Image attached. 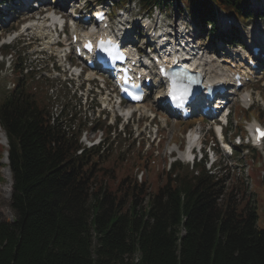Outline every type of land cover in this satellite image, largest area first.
I'll list each match as a JSON object with an SVG mask.
<instances>
[{
	"label": "trees",
	"instance_id": "16d2710c",
	"mask_svg": "<svg viewBox=\"0 0 264 264\" xmlns=\"http://www.w3.org/2000/svg\"><path fill=\"white\" fill-rule=\"evenodd\" d=\"M181 1L200 23H212V4L239 17L248 12L247 0ZM139 2L148 8L162 0ZM61 115L19 82L0 98L13 213L0 221V264H264L254 205L241 207L230 192L221 206L222 181L203 165L196 175L172 165L147 197L136 179L120 180L118 194L104 181L108 174L99 177L100 148L83 147L82 129L70 132Z\"/></svg>",
	"mask_w": 264,
	"mask_h": 264
},
{
	"label": "rangeland",
	"instance_id": "374dc122",
	"mask_svg": "<svg viewBox=\"0 0 264 264\" xmlns=\"http://www.w3.org/2000/svg\"><path fill=\"white\" fill-rule=\"evenodd\" d=\"M54 3L55 0L50 1L48 4L50 6H47L46 9L49 11L53 10ZM249 4V11L251 14H256L254 11H260L261 5H263L262 8H264V0H249ZM120 9L126 10L127 17H133L130 21L135 25L139 24L136 33L143 35V27L141 23L137 22V20L138 17L144 18L143 16L146 15V12H139L138 0H126L125 4H123ZM218 14L223 16V13ZM150 16L155 18V20L153 19L152 21L153 23L160 22L161 24L166 26L169 25L176 30H178L179 27H182L183 29L186 28L187 30L190 29L189 31H192L193 26H195L199 30L196 29L194 31L195 34L193 37L190 36V39L193 41V44H198L205 48H211L212 45L213 47L216 46L217 42H219L218 39H220V35H222V37L226 36L227 38H229V35L235 36L232 33L234 31L233 29L228 31L223 30L220 31V33L217 31L216 35H210L208 34V25H194L185 11L184 4L180 2V0H162L160 8L158 7L157 9H154ZM234 19L235 31L241 36V39L249 40V38H251L250 32L254 29H259V31L262 30L264 33L263 18L259 19L255 17L248 24H243L238 18ZM114 23L117 24V21L114 20ZM16 24L17 22L14 25ZM14 25L12 28H15ZM197 25L201 27H198ZM37 34L38 36L39 34L41 35V33H33L28 34V36L25 37V39L27 38L28 40H24L23 42L16 40L8 49H3L4 47L1 45L0 40V46H2L0 47V55L4 57L3 62L0 63V87L5 90L12 88V84L16 78L19 77L18 73L12 72L15 63L19 65L22 64V66H24L25 63L30 65L31 68L34 69L31 74L36 75V78L34 79L33 76L28 79L25 78V81L27 82L26 88L29 93L35 96L37 101L47 104L53 113H59V110L62 109L63 115H61V122L66 125V129H70V132L82 128L83 131L80 134L79 142H81L83 146L88 147V145H95V143L105 139L103 150L93 161L99 165L98 169L103 170L98 173L99 177L105 174H108V176H114V181L109 179L108 176L104 177V181L106 182L108 180L111 187L114 188V190L117 189L118 194L124 191V188L121 189L118 187V182L126 179L129 183L133 181L134 178H137L138 184L146 186V197L155 193L156 187L162 186L167 180L166 177L170 162H174V160H177V158L180 157V154L177 153L176 150L179 149L182 151L184 149L186 145L185 135L189 130L190 132L196 131L197 134L200 135L204 145L205 143L207 145L211 144L210 141L214 138V132L211 128L213 126L210 125V122L193 120L190 124H181L167 119L165 126L163 119L166 116L164 117L163 111L154 106L153 103L156 95L155 91H151L152 99L148 100L144 105L147 108H150L153 114L155 113L156 118L154 123H156V125L149 128L148 118L143 122L145 117L150 116V112H146L144 116L134 115L131 119L132 124L129 123V126L124 128V123L117 116L119 113L117 105H113L115 112L111 108L114 115H112V112L107 113V111H103L100 107L95 108V106H99L98 100L102 103V107H105V95L100 97L99 94H97L96 98H93V100L89 99L87 103H85L84 98L79 97L81 92H74L75 90L72 89L76 88L81 81H75L72 86L69 87L62 82L65 77L61 76L54 80L46 77L49 74L51 67L50 63L48 64L47 62L49 61L47 60L48 57H41L34 60V58L30 57L31 51H28V48L32 50L35 48H43L45 46L46 40L36 41L35 38L34 41L30 40L32 36ZM28 41H30L31 45L27 48L23 44L28 43ZM139 42L141 41H138V43ZM234 45L237 44L234 43ZM227 48L229 50L240 49L239 46L231 45ZM52 49L56 50V47L53 46ZM51 60L52 62H55L54 58H51ZM53 67L55 68V65ZM40 74H44V78L47 81H42V79L39 80L37 75ZM261 76H263V79L260 82L254 83L248 88L249 92H252V105L248 110L243 109L244 105L241 103L240 98H237L236 101H232V106L229 107L230 114L228 119L229 125L226 130L227 136L231 137L235 134H244L243 131H246L247 129L246 125L252 121H257L264 125V75ZM91 86H94V84H91ZM87 88L88 85L85 84L84 90ZM93 93L96 92L93 91ZM142 117L144 118L140 120ZM104 119L107 120L108 124L114 123L116 120L115 125L117 124L118 126H115L116 130L108 131ZM93 122L101 124L102 128L97 132L93 131V127H91V125H94ZM120 122H122V126L119 125ZM156 133L158 134V138L154 139ZM233 138L234 136L231 137V139ZM0 146L7 148L6 139L1 132ZM172 150L176 153H173ZM237 151L238 152L230 158L224 157L222 153L218 151L217 162L210 170L215 177L223 182L224 195L221 196L219 203L223 206L227 194L233 192L236 204L241 207L247 202L254 205L257 213V226L264 229V154H262L263 156L261 157H254L251 150L246 151L245 149H238ZM169 153L172 154L170 155ZM208 167L209 164L205 165L206 170ZM176 168V173L180 175H189L190 172H194V170L192 171V167L178 161H176ZM110 171H112V174ZM141 171H143V177L140 183L138 175ZM198 171L199 169H197V172ZM3 172L5 174L7 173V167L3 163V159H0V221H10L13 217L10 208L12 190L9 197L6 196L4 189L8 182L7 177ZM194 175H196V172ZM142 207L145 208L146 205L143 204ZM96 247L97 242L95 237H93V258H96ZM136 259L137 255L131 257L129 261L136 263Z\"/></svg>",
	"mask_w": 264,
	"mask_h": 264
},
{
	"label": "bare ground",
	"instance_id": "6f19581e",
	"mask_svg": "<svg viewBox=\"0 0 264 264\" xmlns=\"http://www.w3.org/2000/svg\"><path fill=\"white\" fill-rule=\"evenodd\" d=\"M61 4L59 6H56L55 9L57 8H60ZM46 7V5H45ZM96 14V13H95ZM94 14V15H95ZM69 15H71V13H69ZM33 16H34V13L33 12H27L26 14L22 15L20 17V20L22 21H28V20H32L33 19ZM57 17L54 16L52 14V11H49L46 9L45 13H43V17L39 18L38 20H35V22H29V23H26V25H24V28L26 29L25 33H30V32H41V31H44L45 29L48 28V26H51L52 23H54L55 21H57ZM52 22V23H51ZM174 29V28H173ZM50 32L47 34V36H53L54 32L51 31V30H48ZM53 32V33H52ZM41 38V36H40ZM42 39V38H41ZM49 46H54L53 44H51V42H47L44 46V48H48ZM56 54H59V49H56V50H53ZM230 56H228L227 58H223L221 59V66L220 65H210V64H204V68H203V74L206 76V77H209V78H218V73L220 71L221 68H224L226 70H230V66L228 64V62L230 61L229 59ZM203 60V59H202ZM236 68H239V67H242L244 69H247L246 66L244 65H239V66H235ZM63 72H65V69L63 70ZM219 79H214V82H218ZM229 85H231V87H233V82L232 81H227ZM135 108L141 110L140 106H136ZM143 110V109H142ZM128 109L124 110L122 113H123V116L126 117L127 114H128ZM196 132V131H195ZM190 132L188 134V137L189 138H192L193 142L195 140H197V132ZM191 141V140H190ZM197 144V143H196ZM3 145V144H2ZM196 146L195 143L191 144L190 146ZM173 152V150H172ZM191 158L192 157V154L190 152L188 153H180V159L181 160H185V158ZM3 159V163L6 165L8 164V157L6 155V153L4 154V157L2 158ZM4 169V168H3ZM4 173V172H3ZM4 175L7 177V182L8 184L5 186V194L6 196L9 197L10 193H11V185H12V180H11V176H10V171L7 167V173Z\"/></svg>",
	"mask_w": 264,
	"mask_h": 264
},
{
	"label": "snow or ice",
	"instance_id": "6c2138e0",
	"mask_svg": "<svg viewBox=\"0 0 264 264\" xmlns=\"http://www.w3.org/2000/svg\"><path fill=\"white\" fill-rule=\"evenodd\" d=\"M86 47H88L89 50H91V44L86 45ZM105 51H107V50L105 49ZM134 98L139 99L140 97H134ZM262 138H264V131L257 129V140H260Z\"/></svg>",
	"mask_w": 264,
	"mask_h": 264
}]
</instances>
